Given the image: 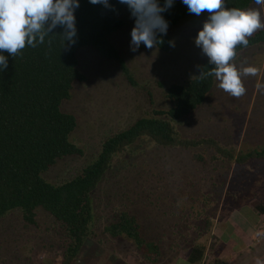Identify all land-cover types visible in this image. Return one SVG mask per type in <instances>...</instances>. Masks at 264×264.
Returning a JSON list of instances; mask_svg holds the SVG:
<instances>
[{"label": "rangeland", "instance_id": "374dc122", "mask_svg": "<svg viewBox=\"0 0 264 264\" xmlns=\"http://www.w3.org/2000/svg\"><path fill=\"white\" fill-rule=\"evenodd\" d=\"M207 16V12L200 16L191 14L168 28L167 34L174 41L168 50L156 46L148 49L141 43L135 52L130 47L135 19L128 17L126 28L114 40L134 77V86L114 62L94 52L82 53L86 81L76 86L72 97L63 103V109L76 118L71 140L82 153L60 159L44 174L47 180L54 183L72 178L94 158L110 133L129 127L150 110L171 105L165 97V87L185 82L207 58L194 40ZM237 55L238 59L231 62L237 68L253 65L258 69L256 76L242 77L246 94L234 98L214 79L203 104L172 122L181 136H211L236 153L264 144V93L256 87L257 83L264 84V44L244 48ZM135 146L130 158L119 156L120 163L107 173L98 188L101 215L113 208L132 209L140 212L142 228L144 214L148 222L159 225L160 231L168 235L172 234L169 223H201L202 227H191L185 232H190L191 240L205 246L197 264H264L263 161L239 164L217 157L213 149L203 146L197 148L204 156L202 164L191 160L190 149L172 152L145 143L140 154L142 144ZM211 154L214 157L210 158ZM153 156L156 177L146 171L145 159ZM166 160L172 166H164ZM143 201H150V205H143ZM227 217L233 222L225 240ZM207 221L212 223L209 229L204 224ZM236 229L238 233L233 234ZM59 230L54 218L40 208L34 225H25L19 211L6 215L0 221V264H58ZM100 238L98 235L94 239L97 242ZM93 247L82 255L94 257L104 248L110 254L95 264H147L126 241L98 243L95 251ZM178 251L169 253V261L160 264H183L185 250ZM87 258L82 264L87 263Z\"/></svg>", "mask_w": 264, "mask_h": 264}, {"label": "trees", "instance_id": "16d2710c", "mask_svg": "<svg viewBox=\"0 0 264 264\" xmlns=\"http://www.w3.org/2000/svg\"><path fill=\"white\" fill-rule=\"evenodd\" d=\"M164 2L158 0L161 6ZM109 4L113 8L80 0L75 11V43L66 41L64 44L63 36L58 34L63 28L58 26L43 44L35 48L26 46L15 58L7 52L2 53L8 59V67L0 71V221L19 211L25 225H34L39 208L51 215L60 229L58 264H82L91 255H82L83 252L92 246L95 251L98 243L108 244L109 241L130 243L135 255H140L147 264L168 262L169 253L178 250V253L185 250L183 264H197L203 258L205 246L191 240L190 232H185L191 227H202L201 223L190 225L187 220L169 223L172 234L168 235L160 231L159 225L148 222L144 214L142 228L140 212L132 209L113 208L101 215L98 188L107 173L120 163L119 156L130 158L137 143L142 144L140 154L145 143L172 152L190 149L191 160L202 164L204 156L197 148L203 146L228 161L245 164L259 160L264 163V144L236 153L211 136H181L172 123L196 111L210 93L215 77L200 79L199 76L201 70L206 73L212 67L208 57L185 82L165 87V97L171 102L167 109L150 110L129 127L110 133L94 158L72 178L53 183L44 177L60 159L82 153L71 140L76 118L63 109L64 101L72 97L75 87L86 81L82 53L94 52L114 62L129 83L136 84L114 40L116 34L126 28V19L132 17L130 10L119 0H109ZM253 4L254 0H226L225 6L248 8ZM162 15L171 28L191 13L182 0H174ZM157 38L163 43L156 47L168 50L170 36L157 33ZM248 39V48L263 45L264 30H257ZM247 47L237 45L236 53ZM237 59L238 55L233 61ZM166 162L164 166H172L170 161ZM145 163L146 171L156 177L154 156L146 157ZM143 205H150V201H143ZM101 219L104 220L102 224ZM204 224L207 229L212 226L210 221ZM98 235L101 238L97 243L94 238ZM106 257H110L108 250L99 249L94 257L87 258L86 264H95Z\"/></svg>", "mask_w": 264, "mask_h": 264}, {"label": "clouds", "instance_id": "9594fccd", "mask_svg": "<svg viewBox=\"0 0 264 264\" xmlns=\"http://www.w3.org/2000/svg\"><path fill=\"white\" fill-rule=\"evenodd\" d=\"M89 2L113 8L109 0ZM173 2L165 0L161 6L158 0H119L128 6L135 18L130 42L133 52L141 43L148 49L163 43L157 38V33H167L168 22L162 13L171 8ZM182 3L189 13L196 16L208 13L194 38L195 45L212 65L206 73L201 70L200 79L214 76L219 81V88L234 98L242 97L246 94L242 77H254L258 69L253 65L237 68L231 61L237 55V45L247 47L248 38L257 30H264V0H254L256 7L248 8L226 7V0H182ZM79 6L80 0H0V71L8 67V59L3 52L15 58L26 46L35 48L37 44H43L58 26L63 28V32L58 34L63 36L64 44L66 41L75 43V11ZM48 43L51 45V39ZM169 43L174 46V41ZM256 87L264 93V84L257 83Z\"/></svg>", "mask_w": 264, "mask_h": 264}, {"label": "crops", "instance_id": "0c3cea01", "mask_svg": "<svg viewBox=\"0 0 264 264\" xmlns=\"http://www.w3.org/2000/svg\"><path fill=\"white\" fill-rule=\"evenodd\" d=\"M226 221H227V224L225 225V228H224V234H223V239H225V240H227L228 238H226V237H229V234H226V233H230V230L228 229V227H230V225L229 224H232V220H231V218H229V217H227V219H226ZM235 233H238L237 232V229L236 230H233Z\"/></svg>", "mask_w": 264, "mask_h": 264}]
</instances>
